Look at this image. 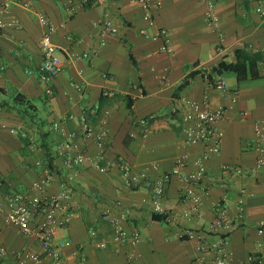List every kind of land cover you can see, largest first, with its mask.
<instances>
[{"label":"crops","instance_id":"obj_1","mask_svg":"<svg viewBox=\"0 0 264 264\" xmlns=\"http://www.w3.org/2000/svg\"><path fill=\"white\" fill-rule=\"evenodd\" d=\"M151 1L153 26L143 19L137 0H95L90 7L83 0L71 5L67 0H0V8L11 11L5 20L17 21L16 26L0 29V189L5 194L28 191L33 182L48 174L49 194H58L65 186L72 188L71 207L76 216L57 237L72 240L64 249L63 264H190L199 255L198 241L181 238L180 231H208L217 203L226 197L228 213L236 221L230 236L231 264H246L248 255L257 251L260 237L256 226L264 221V172L254 169L256 154L247 145L255 137L256 119L264 117V57L259 77L240 82L234 72L219 74L212 68L222 61L235 63L238 50L264 53V18L256 12L262 0ZM211 1L220 18L219 27L206 20ZM38 12L55 29L53 42L64 66L55 77L41 71L46 26ZM104 18L111 20L117 32L104 31ZM160 27L168 32L171 53L161 50V39L142 33L146 29L152 34ZM208 70L226 81V97L206 80ZM189 77V83L181 87ZM48 88L52 94L47 93ZM104 91L110 94L104 95ZM205 95L210 97L211 107L226 105L227 112L220 122L225 132L221 151L208 161L204 184L210 190L201 203L202 216L191 220L182 216L189 203L181 195L182 182L174 177L162 202L174 219L169 223L155 220L151 191L126 186L117 163L127 161L136 172H148L155 178L170 171L178 157H186L189 165L185 171L193 170V161L204 145L185 141L182 101H202ZM96 105L100 106L99 116L110 111L109 142L101 161L108 166L106 173L95 169L90 160L71 166L57 152L72 134L74 143L91 159L102 153L94 140L80 132V116ZM244 111L246 117L241 114ZM151 115L150 133L144 138L137 123ZM55 122L60 123L59 128ZM98 122L95 118L94 123ZM154 164L159 165L158 170L153 169ZM226 164L242 167L244 173L225 170ZM243 189L247 194L239 218L237 203L243 198ZM118 201L129 213L123 223L127 232L140 233L136 245L112 241L113 232L103 214L117 212ZM90 228L98 231L94 240ZM103 239L108 246L101 249L96 243ZM0 245L10 250L39 248L34 239L6 224L3 214ZM10 262L9 258L6 264Z\"/></svg>","mask_w":264,"mask_h":264},{"label":"built area","instance_id":"obj_2","mask_svg":"<svg viewBox=\"0 0 264 264\" xmlns=\"http://www.w3.org/2000/svg\"><path fill=\"white\" fill-rule=\"evenodd\" d=\"M74 0H67L71 5ZM88 0H83L86 3ZM143 9V19L150 26L154 25L152 1L137 0ZM25 7H29L24 3ZM215 3L209 2L206 12V20L210 25L219 27L220 18L215 11ZM256 12L264 18V0L256 7ZM11 14L8 8H0V29L13 27L17 25L15 19L5 20V16ZM39 20L46 26V30L41 39V48L43 51V62L41 71L48 77L57 76L64 68L62 61L57 56V46L53 42V33L55 29L51 21L43 13L38 12ZM104 31L115 33L109 18L102 21ZM142 33L151 37L153 40H162L161 50L165 52H173L170 46L168 32L164 28H157L152 34L148 30L143 29ZM220 40L223 35L220 33ZM104 42V41H103ZM105 43V42H104ZM103 43V44H104ZM197 66V64H193ZM205 72L204 76L209 84L217 89L222 96L229 94V87L226 81L220 76H212V72ZM77 89L82 90L81 86ZM48 94H52L51 88L47 89ZM234 99L237 98L238 91H232ZM104 95H109L108 91H104ZM186 110L182 113V133L185 141L191 145H204V150L194 159V169L185 171L189 162L186 157H178L170 171L162 172L157 177H152L148 172L138 173L133 166L124 160L117 163L120 174L126 186L135 188L143 186L151 191V200L154 213L165 215L163 222H172L174 217L166 212L163 207V199L166 196V186L171 180L178 178L183 187L181 195L189 203L188 208L183 212L186 219H196L202 216L201 203L204 196L210 190L209 185L204 184L207 174L208 161L212 156L217 155L221 151L222 141L225 135L224 130L220 127V122L224 120L227 112L226 105H218L211 107L210 97L205 95L202 101L191 99H183ZM100 106L86 110L80 116V132L86 139H92L101 149L102 153L96 159L90 156L79 146L74 143L73 135L61 142L57 152L60 156L67 158V163L71 166L83 165L86 161H91V165L100 171L106 173L108 166L102 164L105 158V149L109 142V130L107 127V115L109 110H105L102 116H99ZM177 112V109H173ZM242 116L248 115L247 111L241 112ZM72 117V116H71ZM99 118L98 124L94 123V119ZM154 116L138 120L141 127L142 136L145 138L150 133V123ZM55 128L60 127L59 122L54 123ZM255 137L247 145L251 147L255 154V167L257 171L264 172V117L256 119L254 123ZM154 170L159 169V165H153ZM224 169L234 171L236 174H243L242 167L224 165ZM51 182V175H47L41 180L33 182L30 190L16 191L5 194L0 189V214H3L6 224L12 225L20 231V233L28 238L34 239L38 244V249L22 247L15 250L8 249L5 245H0V264H6V261L12 259L8 264H63L65 259L64 249L71 245V239L58 240V234L61 228L67 226L76 216L72 209L73 190L69 186L58 194H49L46 186ZM264 182V175H263ZM1 187V182H0ZM246 190H242L243 198L238 199V217H243L244 196ZM226 197L219 201L216 206V216L208 231H199L186 228L180 231L179 236L184 239L197 240L196 251L199 254L190 264H231V252L229 249L230 236L235 228L236 221L228 213L225 205ZM117 212L108 210L103 214L105 221H108L112 229V241L116 244L130 243L136 245L140 241V233L134 231L128 233L123 223L128 219V210L122 206L120 201L117 202ZM257 234L260 239L256 243L257 251L248 255L246 264H264V221L256 226ZM90 236L94 240L98 236L97 229L90 228ZM97 247L104 249L108 246L107 240H97ZM83 247V245H80ZM210 256H207L209 255ZM133 255H129L132 259Z\"/></svg>","mask_w":264,"mask_h":264},{"label":"trees","instance_id":"obj_3","mask_svg":"<svg viewBox=\"0 0 264 264\" xmlns=\"http://www.w3.org/2000/svg\"><path fill=\"white\" fill-rule=\"evenodd\" d=\"M95 0H88L85 3V7H90ZM263 52L249 53L245 50L237 51V61L235 63H226L224 61L220 62L218 65L212 68V71L217 73H222L223 71H231L237 75V80L243 81L247 78H257L259 77V63L263 59ZM194 73H191V76ZM190 81V77L187 78L181 87L186 86ZM131 106V104H129ZM49 167L52 168V164L49 163ZM165 218L164 214L153 213V219L162 221Z\"/></svg>","mask_w":264,"mask_h":264},{"label":"rangeland","instance_id":"obj_4","mask_svg":"<svg viewBox=\"0 0 264 264\" xmlns=\"http://www.w3.org/2000/svg\"><path fill=\"white\" fill-rule=\"evenodd\" d=\"M26 107H27V110H29V107H28V105H26ZM30 114H31V113H30ZM39 114H40V116H41V117H43V118H44V115H45V114H44V111H43V109H41V111H40V113H39Z\"/></svg>","mask_w":264,"mask_h":264}]
</instances>
